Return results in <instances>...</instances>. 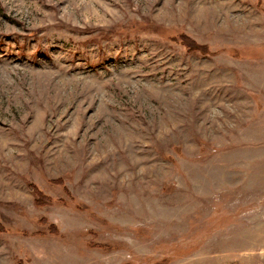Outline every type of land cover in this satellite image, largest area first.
Segmentation results:
<instances>
[{
  "label": "rangeland",
  "instance_id": "obj_1",
  "mask_svg": "<svg viewBox=\"0 0 264 264\" xmlns=\"http://www.w3.org/2000/svg\"><path fill=\"white\" fill-rule=\"evenodd\" d=\"M1 226L0 264H264V0H0Z\"/></svg>",
  "mask_w": 264,
  "mask_h": 264
},
{
  "label": "trees",
  "instance_id": "obj_2",
  "mask_svg": "<svg viewBox=\"0 0 264 264\" xmlns=\"http://www.w3.org/2000/svg\"><path fill=\"white\" fill-rule=\"evenodd\" d=\"M192 48L196 50V49H198V46H194V47H192ZM58 181H59V180H58ZM30 188H31L32 190L36 191V194L41 198V195H42L41 192H39L38 190H36L35 187L32 186V185L30 186ZM39 197L37 198V201H36L37 203H42V204H43V203L46 202V201L42 202V200L39 199ZM5 229H6V227L1 226L0 231H3V230H5Z\"/></svg>",
  "mask_w": 264,
  "mask_h": 264
}]
</instances>
